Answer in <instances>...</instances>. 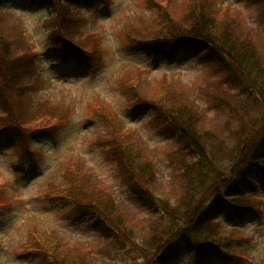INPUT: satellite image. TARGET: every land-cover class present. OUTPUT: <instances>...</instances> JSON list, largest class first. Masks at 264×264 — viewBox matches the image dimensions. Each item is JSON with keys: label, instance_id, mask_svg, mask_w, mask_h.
<instances>
[{"label": "trees", "instance_id": "trees-1", "mask_svg": "<svg viewBox=\"0 0 264 264\" xmlns=\"http://www.w3.org/2000/svg\"><path fill=\"white\" fill-rule=\"evenodd\" d=\"M9 1L0 0V132L14 133L23 139L24 150L34 153L31 141L57 133L72 109L36 96L48 84L43 52L22 19L6 9ZM14 1L15 5L23 2ZM31 1L50 7L51 46L44 53L50 63H56V57L69 58L73 68L80 70L101 57L100 37L84 31L88 19L77 9L78 4L93 0ZM251 1L260 7L262 27L264 0ZM175 2L167 0L168 10L160 15L166 19L163 29L149 31L152 36H143L150 28L141 31L134 23L122 31L130 44L139 47L188 46L193 58L208 60L213 70L223 73L222 77L211 73L199 85L210 113L185 88L171 86L163 97L158 93L151 98L140 78L128 75L121 80L128 102L151 109L158 132L174 140L172 147L162 150L173 166L169 189H162L167 182L157 167L159 153L123 129L118 117L113 119L110 113L108 119L101 112L110 125L109 133L98 138L110 147L126 186L149 215L128 211L81 160L67 164V184L53 185L45 197L89 213L109 242L127 245L134 264H182L192 255L217 264L244 261L246 254L237 246L246 237L228 236L239 228L233 222L264 215V36L257 39L242 16L220 7L219 0H184L177 8ZM98 104L93 103L92 110ZM1 197H6L3 184L0 201ZM29 234L21 250L47 257L52 264H102L91 250L79 245L69 247L57 236L52 239L56 244L40 242L33 229Z\"/></svg>", "mask_w": 264, "mask_h": 264}, {"label": "rangeland", "instance_id": "rangeland-1", "mask_svg": "<svg viewBox=\"0 0 264 264\" xmlns=\"http://www.w3.org/2000/svg\"><path fill=\"white\" fill-rule=\"evenodd\" d=\"M183 1L176 0V8ZM14 2H7L6 9L13 12L14 18L22 19L38 50L43 52L41 60L46 66L44 72L48 84L36 96L49 97L64 106L69 104L72 114L54 135H41L31 141L34 153L24 150L23 139L14 133L7 129L0 132V184H3L6 196L0 201L3 205L0 207V264H52L47 257L21 250L29 241L30 229L35 231L40 242L51 240L49 243L56 244L52 239L57 236L63 244H70L69 247L79 245L91 250V255L94 254L96 261L102 264H134L127 245L125 248L122 242H109L105 233L91 221L89 213L77 211L63 201L47 198L45 192L53 185L67 184V164L81 160L82 166L91 170L100 184L128 211L141 217L148 216L150 211L126 186L110 147L98 138L109 133L110 124H106L103 114L108 119L110 113L113 119L118 117L123 129L132 131L153 153H159L155 158L157 167L167 182L162 189H169L173 166L162 156V150L172 147L174 140L158 132L151 109L128 102L121 80L128 75L140 78L151 98L159 96L158 93L163 97L164 91L171 86L172 89L173 86L185 88L210 113L199 85L211 73L220 77L223 73L213 70L210 61L193 58L194 51L188 46L164 45L148 49L133 46L124 37L122 31L128 23H134L141 31L150 28L144 31L143 36H152L149 31L153 29H163L161 25L166 19L160 15L168 10L167 0H93L88 4H78V11L88 19L84 31L100 37L102 48L101 57L91 64L87 62L80 70L73 68L69 58L56 57V63H50V56L44 54L51 46L48 44L51 30L47 25L50 7L31 0H23L21 5ZM217 4L228 7V12L241 15L247 29L255 32L257 39L264 36V25L261 27L258 21V4L251 0H219ZM93 103H99L96 107L99 113L95 108L92 110ZM231 225L239 228L228 237L234 240L246 237L247 241L240 242L237 250L246 254L247 259L228 264H264V215L259 219L248 215L241 223L233 222ZM183 262L218 263L194 255L187 256Z\"/></svg>", "mask_w": 264, "mask_h": 264}]
</instances>
